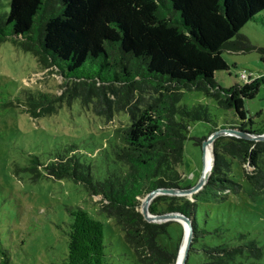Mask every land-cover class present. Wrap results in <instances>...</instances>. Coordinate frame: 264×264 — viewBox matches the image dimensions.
<instances>
[{
  "label": "trees",
  "instance_id": "1",
  "mask_svg": "<svg viewBox=\"0 0 264 264\" xmlns=\"http://www.w3.org/2000/svg\"><path fill=\"white\" fill-rule=\"evenodd\" d=\"M263 11L264 0H0V44L9 40L31 53L41 68L53 67L63 77L60 92L27 86L3 95L4 106L32 118L54 114L74 101L105 122L126 113L103 147L107 164L101 177L94 175L93 161L70 145L46 160L33 155L27 166L32 179L82 184L89 195L99 196L100 211L122 229L133 264H173L181 229L174 235L169 226H181L172 220L146 221L141 199L154 189L189 187L180 185L179 167L190 122L208 123V135L221 128L264 132V120L253 127L244 108L245 99L264 87V72L228 87L214 78L216 71L229 68L224 50L256 48L239 30L250 20L264 24ZM258 50L264 61V48ZM193 90L234 116L218 124L208 103L181 102L184 92ZM212 153L200 189L190 197L158 193L148 211L188 217L192 237L185 264L193 253L201 256L199 264H252L249 259L262 255L257 241L244 232L230 234L210 214L230 195L246 191L253 199L264 194V140L219 135ZM67 211L71 220L63 264H113L102 222L77 205ZM0 264H10L5 252Z\"/></svg>",
  "mask_w": 264,
  "mask_h": 264
},
{
  "label": "rangeland",
  "instance_id": "2",
  "mask_svg": "<svg viewBox=\"0 0 264 264\" xmlns=\"http://www.w3.org/2000/svg\"><path fill=\"white\" fill-rule=\"evenodd\" d=\"M259 15L264 19V11ZM239 32L256 48L247 52H222L229 68L216 71L214 78L223 87L242 84V70L251 77L264 72V61L258 50L264 48V24L250 20ZM62 80L53 67L41 68L31 53L14 48L9 40L0 44V259L5 252L10 264H63L66 231L71 220L67 207L77 205L102 222L105 250L111 262L133 264V252L123 241V231L111 217L100 211L99 196L89 195L82 184L66 178L40 176L34 180L27 169L33 155L41 161L46 160L57 150L71 145L81 158L93 161L94 175L101 177L107 164L103 147L113 139L118 120L126 119V113L122 112L115 115L113 122H105L91 111L81 110L78 101L61 107L54 114L37 118L2 104L3 95L13 96L27 86L60 92ZM197 101L208 103L218 124H224L234 116L232 110L218 108L212 99L199 91H185L181 100L187 104ZM244 108L253 127L264 120L263 86L253 98L245 99ZM209 130L208 123H189L179 167L183 176L181 186L193 185L200 176L204 154L202 141ZM195 139L202 141L197 144ZM244 168L251 170L247 165ZM235 177L247 188L239 172ZM210 215L215 224L227 227L230 234L244 232L256 240L262 255L249 262L264 264V194L253 199L246 191L230 195L227 202L214 207ZM162 221L165 220L156 222ZM172 221L181 227L171 223L169 229L174 235L181 229L182 239V224L176 219ZM200 259L199 253H193L188 264H199Z\"/></svg>",
  "mask_w": 264,
  "mask_h": 264
},
{
  "label": "water",
  "instance_id": "3",
  "mask_svg": "<svg viewBox=\"0 0 264 264\" xmlns=\"http://www.w3.org/2000/svg\"><path fill=\"white\" fill-rule=\"evenodd\" d=\"M219 135H234V136L243 137L246 139L264 140V132L257 134V133H247V132H243V131L232 129V128L217 129V130L211 132L202 141V148L203 149L207 143H209L211 145V155H212L211 165L213 162L212 142ZM208 175H209V172H207L206 174H202V172H201V174L198 177V179L196 180V182L193 185L186 187V188H179V189H177V188H161V189L151 190L145 194V196L141 199V202H140V212L146 221L156 222V221H160V220L167 221V220H175L176 219L181 224L183 222V224L186 226L187 234H186V239H185L183 256H182L180 264H185V261L187 259V255H188V249H189V245H190V241H191V237H192V227L190 224V220L185 215L177 213V212H166V213H161V214H151L148 211V204H149L150 200L158 193L182 194V195H186V196L190 197L191 193L196 192L198 189H200L202 187V185L205 183ZM183 228H184V226H183Z\"/></svg>",
  "mask_w": 264,
  "mask_h": 264
},
{
  "label": "bare ground",
  "instance_id": "4",
  "mask_svg": "<svg viewBox=\"0 0 264 264\" xmlns=\"http://www.w3.org/2000/svg\"><path fill=\"white\" fill-rule=\"evenodd\" d=\"M212 155H211V145L209 143H207L204 146V154H203V166H202V174H206L207 172L210 171L211 168V159ZM182 226H184V232H183V236H182V240L180 243V246L178 248L177 251V255L175 257V260L173 262V264H180L181 263V259L183 256V251H184V245H185V239H186V234H187V229L186 226L183 224L182 222Z\"/></svg>",
  "mask_w": 264,
  "mask_h": 264
},
{
  "label": "built area",
  "instance_id": "5",
  "mask_svg": "<svg viewBox=\"0 0 264 264\" xmlns=\"http://www.w3.org/2000/svg\"><path fill=\"white\" fill-rule=\"evenodd\" d=\"M247 72L245 70H242L241 73H240V77L243 79V80H246L247 79Z\"/></svg>",
  "mask_w": 264,
  "mask_h": 264
}]
</instances>
